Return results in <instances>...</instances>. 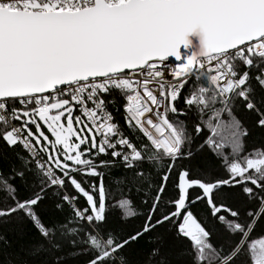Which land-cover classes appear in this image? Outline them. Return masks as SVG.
I'll return each mask as SVG.
<instances>
[{"label": "snow or ice", "instance_id": "obj_1", "mask_svg": "<svg viewBox=\"0 0 264 264\" xmlns=\"http://www.w3.org/2000/svg\"><path fill=\"white\" fill-rule=\"evenodd\" d=\"M0 264H264V0H0Z\"/></svg>", "mask_w": 264, "mask_h": 264}, {"label": "trees", "instance_id": "obj_2", "mask_svg": "<svg viewBox=\"0 0 264 264\" xmlns=\"http://www.w3.org/2000/svg\"><path fill=\"white\" fill-rule=\"evenodd\" d=\"M131 197L133 199H135L136 193H135V189L132 190V192L130 193ZM195 195V193L193 192V196ZM51 210V209H50ZM119 210H117V214H118ZM148 244H147V240H142L140 241V245L138 246L137 251H142L145 250L147 248Z\"/></svg>", "mask_w": 264, "mask_h": 264}]
</instances>
